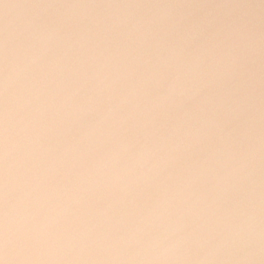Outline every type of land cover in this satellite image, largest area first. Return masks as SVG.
<instances>
[{"label":"water","instance_id":"1","mask_svg":"<svg viewBox=\"0 0 264 264\" xmlns=\"http://www.w3.org/2000/svg\"><path fill=\"white\" fill-rule=\"evenodd\" d=\"M122 5L0 0V264H264L263 0Z\"/></svg>","mask_w":264,"mask_h":264},{"label":"clouds","instance_id":"2","mask_svg":"<svg viewBox=\"0 0 264 264\" xmlns=\"http://www.w3.org/2000/svg\"><path fill=\"white\" fill-rule=\"evenodd\" d=\"M3 249L6 253H14L17 250V237L15 232L9 228L4 236L3 240ZM179 246L178 242L170 240L167 244L162 246V254H167L172 251H178Z\"/></svg>","mask_w":264,"mask_h":264},{"label":"bare ground","instance_id":"3","mask_svg":"<svg viewBox=\"0 0 264 264\" xmlns=\"http://www.w3.org/2000/svg\"><path fill=\"white\" fill-rule=\"evenodd\" d=\"M257 1H260V0H257ZM125 2V3H124ZM263 2H264V0H263ZM118 3H123V5L122 6H124L125 4H126V0H118ZM254 6V8H259L260 6H262V4H260V3H258V4H256V5H253ZM241 13H242V10H241V8L237 11V12H235L234 14L235 15H237V16H240L241 15ZM254 31H256V30H254ZM263 33H264V31H263ZM238 35H236V37H237ZM263 35H253L251 32H248V34H247V38L249 39V40H252V41H256V44L255 45H253V46H251L250 48H253V47H255V46H259V44H260V40H261V37H262ZM224 40H232L233 41V38H232V36H225L224 37ZM226 46V48H229V51H230V48L232 47V46H234V44L233 43H228V44H226L225 45ZM220 57V56H219ZM227 59V58H226ZM263 87L260 85V86H258L257 87V89L256 90H260V89H262Z\"/></svg>","mask_w":264,"mask_h":264}]
</instances>
